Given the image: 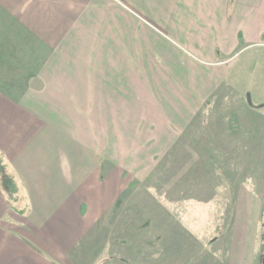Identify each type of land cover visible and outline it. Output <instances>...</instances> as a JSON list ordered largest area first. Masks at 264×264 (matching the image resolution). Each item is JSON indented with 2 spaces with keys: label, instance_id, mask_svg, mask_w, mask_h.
I'll list each match as a JSON object with an SVG mask.
<instances>
[{
  "label": "crops",
  "instance_id": "1",
  "mask_svg": "<svg viewBox=\"0 0 264 264\" xmlns=\"http://www.w3.org/2000/svg\"><path fill=\"white\" fill-rule=\"evenodd\" d=\"M262 45L264 0H0V264H258Z\"/></svg>",
  "mask_w": 264,
  "mask_h": 264
},
{
  "label": "rangeland",
  "instance_id": "2",
  "mask_svg": "<svg viewBox=\"0 0 264 264\" xmlns=\"http://www.w3.org/2000/svg\"><path fill=\"white\" fill-rule=\"evenodd\" d=\"M237 66L239 67L235 71L232 82L237 84L238 88H241L243 92L244 90L246 91L245 96L247 100L250 95L252 104L264 100V45L256 46L248 51L241 52L237 56ZM260 106H262V104L257 105V107ZM260 169H262L261 165L257 161L255 181L254 178H251L249 182L264 196V188L260 183V175L262 173ZM262 256L263 249L261 257ZM258 264H263L262 258L258 260Z\"/></svg>",
  "mask_w": 264,
  "mask_h": 264
},
{
  "label": "water",
  "instance_id": "3",
  "mask_svg": "<svg viewBox=\"0 0 264 264\" xmlns=\"http://www.w3.org/2000/svg\"><path fill=\"white\" fill-rule=\"evenodd\" d=\"M248 99H249L250 102H252V101H251V98H250V95H249V98H248ZM262 263L264 264V248H263Z\"/></svg>",
  "mask_w": 264,
  "mask_h": 264
},
{
  "label": "trees",
  "instance_id": "4",
  "mask_svg": "<svg viewBox=\"0 0 264 264\" xmlns=\"http://www.w3.org/2000/svg\"><path fill=\"white\" fill-rule=\"evenodd\" d=\"M214 240H216V238H215V239H213L212 241H214Z\"/></svg>",
  "mask_w": 264,
  "mask_h": 264
}]
</instances>
